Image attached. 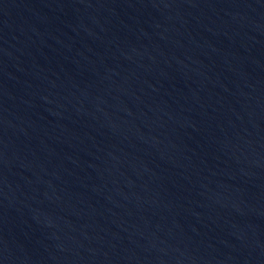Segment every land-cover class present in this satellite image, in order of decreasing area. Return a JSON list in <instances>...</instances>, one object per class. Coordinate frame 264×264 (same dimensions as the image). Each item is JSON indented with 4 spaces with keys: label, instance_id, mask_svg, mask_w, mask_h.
Wrapping results in <instances>:
<instances>
[{
    "label": "water",
    "instance_id": "obj_1",
    "mask_svg": "<svg viewBox=\"0 0 264 264\" xmlns=\"http://www.w3.org/2000/svg\"><path fill=\"white\" fill-rule=\"evenodd\" d=\"M0 264H264V0H0Z\"/></svg>",
    "mask_w": 264,
    "mask_h": 264
}]
</instances>
